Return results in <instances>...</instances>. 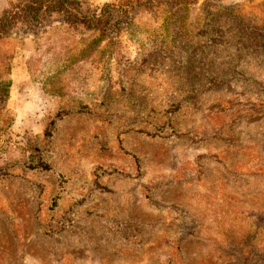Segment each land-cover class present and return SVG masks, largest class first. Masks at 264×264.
<instances>
[{
	"label": "rangeland",
	"instance_id": "374dc122",
	"mask_svg": "<svg viewBox=\"0 0 264 264\" xmlns=\"http://www.w3.org/2000/svg\"><path fill=\"white\" fill-rule=\"evenodd\" d=\"M135 1L0 38V264H264V0Z\"/></svg>",
	"mask_w": 264,
	"mask_h": 264
},
{
	"label": "trees",
	"instance_id": "16d2710c",
	"mask_svg": "<svg viewBox=\"0 0 264 264\" xmlns=\"http://www.w3.org/2000/svg\"><path fill=\"white\" fill-rule=\"evenodd\" d=\"M155 0H137L135 2H128L129 7L133 8L136 6L147 5L151 6ZM112 3H103L100 7V13L96 16L84 14L80 9L79 0H27L24 4L19 6L14 11L6 14L0 21V38H5L10 35L12 28L16 22L24 21L33 23L39 19L40 16L49 13H61L63 20L70 25L88 24L92 27H98L102 23V26H109L112 21L113 11L115 8ZM146 7V6H145ZM126 10H122L124 12ZM231 13V12H230ZM128 24L126 20L122 18L116 19L113 25ZM249 35L255 36L258 34L254 30H249ZM254 37V38H255ZM264 45V44H261Z\"/></svg>",
	"mask_w": 264,
	"mask_h": 264
}]
</instances>
